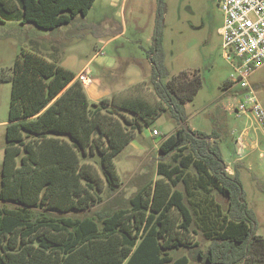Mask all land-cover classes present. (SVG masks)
Instances as JSON below:
<instances>
[{
	"label": "trees",
	"instance_id": "16d2710c",
	"mask_svg": "<svg viewBox=\"0 0 264 264\" xmlns=\"http://www.w3.org/2000/svg\"><path fill=\"white\" fill-rule=\"evenodd\" d=\"M12 2L0 4V22L17 19L51 31L86 16L94 0ZM162 16L157 15L149 49L150 77L99 101L61 66L62 58L25 47L10 73L0 75L10 82L0 176V264L264 263V237L255 231L241 172L233 164L230 175L222 158L229 130L214 121L210 132L181 124L188 118L185 103L193 100L202 79L186 71L170 76L161 46ZM233 83L230 79L223 87ZM163 113L177 127L158 143L159 177L113 207L68 214L104 203L100 178L111 189L118 184L115 157ZM190 233L210 241L205 252L198 241L185 239ZM181 246L188 253L175 255Z\"/></svg>",
	"mask_w": 264,
	"mask_h": 264
},
{
	"label": "rangeland",
	"instance_id": "374dc122",
	"mask_svg": "<svg viewBox=\"0 0 264 264\" xmlns=\"http://www.w3.org/2000/svg\"><path fill=\"white\" fill-rule=\"evenodd\" d=\"M15 8L12 2L10 9ZM159 12L163 13L164 64L170 76L186 71L196 72L202 79L193 100L185 103L186 123L191 129L206 132L211 131L213 121L226 125L230 135L221 144L226 171L233 175L235 164L241 172L247 206L256 216L255 231L264 237V135L251 115L231 111L239 98V83L234 79L227 88L223 83L237 78L238 73L234 60L223 55L219 35L223 15L215 0H94L86 16H76L71 23L51 31L17 19H4L0 22V75L10 73L19 48L25 47L47 58H62L61 66L76 75L87 71L85 86L94 84L97 91L109 97L127 86L129 80L150 77L149 49ZM247 82L264 106V65L253 71ZM9 98L10 82L0 80V176ZM176 127L177 123L163 113L136 133L115 157L118 184L111 189L100 178L98 187L104 194V203L68 214L84 216L113 207L116 200H126L147 181L158 178V143ZM153 129L158 134H152ZM239 137L245 145L241 153L236 151ZM178 188L183 189L182 184ZM185 237L189 242L198 241L202 252L210 245L200 233ZM173 253H188V249L181 246ZM190 264L204 263L192 260Z\"/></svg>",
	"mask_w": 264,
	"mask_h": 264
},
{
	"label": "built area",
	"instance_id": "2783aa9c",
	"mask_svg": "<svg viewBox=\"0 0 264 264\" xmlns=\"http://www.w3.org/2000/svg\"><path fill=\"white\" fill-rule=\"evenodd\" d=\"M219 6L223 23L219 28L223 55L233 59L239 83V98L233 112L251 115L264 135V106L255 89L247 82V77L264 65V0H215ZM88 72L76 75L84 85ZM152 134H158L156 129ZM236 151L241 153L245 147L237 138Z\"/></svg>",
	"mask_w": 264,
	"mask_h": 264
},
{
	"label": "crops",
	"instance_id": "0c3cea01",
	"mask_svg": "<svg viewBox=\"0 0 264 264\" xmlns=\"http://www.w3.org/2000/svg\"><path fill=\"white\" fill-rule=\"evenodd\" d=\"M2 2H0V4L1 3H6L7 5H9L11 2H12V0H1ZM137 81H139V80H136L135 82H137ZM133 80H129V82H127V84L128 85H130V84H132V83H135ZM86 87V92H87V94H88V96H89V98L91 99V100H94V101H99V100H101L102 98H106V97H108V96H105V94L104 93H100L99 91H97L96 90V87H95V85L94 84H91L89 87H88V85L87 86H85ZM87 88H89V89H87ZM92 93H95V97H93V95H92ZM98 98H100L99 100H96V99H98Z\"/></svg>",
	"mask_w": 264,
	"mask_h": 264
},
{
	"label": "water",
	"instance_id": "95a60500",
	"mask_svg": "<svg viewBox=\"0 0 264 264\" xmlns=\"http://www.w3.org/2000/svg\"><path fill=\"white\" fill-rule=\"evenodd\" d=\"M181 124H182V126L185 128V129H187L188 128V125H187V123L186 122H181ZM207 140H210V138H207Z\"/></svg>",
	"mask_w": 264,
	"mask_h": 264
}]
</instances>
